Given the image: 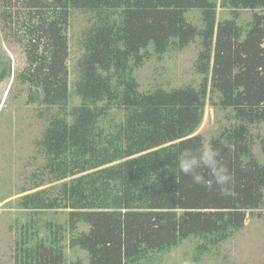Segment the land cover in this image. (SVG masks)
Segmentation results:
<instances>
[{"label":"trees","instance_id":"obj_1","mask_svg":"<svg viewBox=\"0 0 264 264\" xmlns=\"http://www.w3.org/2000/svg\"><path fill=\"white\" fill-rule=\"evenodd\" d=\"M219 6L232 16L218 21ZM75 9L90 18L78 41L80 103L71 106ZM194 9L201 25L188 19ZM241 9L254 10L247 27ZM0 21L26 55L17 78L29 85L27 101L42 103L46 119L42 170L13 199L29 212L14 264H66L68 235L88 264L149 263L190 238L198 239L199 259L241 230L248 211L264 207V136L257 135L260 158L251 133L264 123V0H0ZM197 38L198 87L140 89L136 71L145 61ZM10 73L4 66L0 83ZM207 100L233 114L209 142L235 178V197L195 185L178 168L180 151L205 144L197 130ZM59 210L65 223L42 217Z\"/></svg>","mask_w":264,"mask_h":264},{"label":"rangeland","instance_id":"obj_2","mask_svg":"<svg viewBox=\"0 0 264 264\" xmlns=\"http://www.w3.org/2000/svg\"><path fill=\"white\" fill-rule=\"evenodd\" d=\"M253 13L252 9L239 10V23L247 27ZM231 16L230 9L218 7V21ZM89 18L88 14L75 9L69 21L71 106L80 103V98L74 91V82L79 74L77 62L83 50L78 41ZM188 19L201 25V11L191 10ZM200 48L201 42L197 38L182 51L171 50L160 57L153 56L145 61L136 71L140 89L150 91L158 86L172 89L184 85L198 87L202 75L197 72L195 64ZM0 59V70L4 66L11 67L10 75L0 83V264H14L19 227L29 219V212L18 208L14 200L20 196L17 192L22 186H31L42 170L45 160L40 150V139L46 119L40 113L44 110L42 103L27 101L30 95L29 85L17 78L18 72L27 65L26 55L21 44L6 38L1 21ZM232 118V112L216 110L207 100L204 119L197 133L204 135L206 144ZM251 133L256 138L254 150L262 158L260 138L257 135L264 136V123L252 125ZM8 196L11 197L6 199ZM10 200L13 202H9ZM42 217L65 223L67 213L62 210L49 211ZM80 228L87 230L88 225L81 224ZM68 238L65 241L68 258L66 264L79 257L82 264H88L87 252L71 247ZM197 243V238L187 239L168 252L153 255L151 262L141 264H264V207L248 211L241 230L199 259L196 258Z\"/></svg>","mask_w":264,"mask_h":264},{"label":"clouds","instance_id":"obj_3","mask_svg":"<svg viewBox=\"0 0 264 264\" xmlns=\"http://www.w3.org/2000/svg\"><path fill=\"white\" fill-rule=\"evenodd\" d=\"M177 161L180 172L191 177L195 185L209 190L215 187L223 197H235V178L223 162L220 151L210 142L198 151H180Z\"/></svg>","mask_w":264,"mask_h":264}]
</instances>
